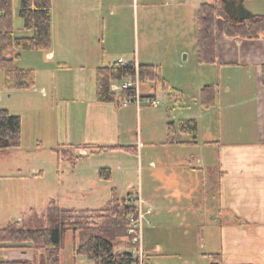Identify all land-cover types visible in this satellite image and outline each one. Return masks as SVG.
I'll list each match as a JSON object with an SVG mask.
<instances>
[{
	"label": "crops",
	"instance_id": "obj_1",
	"mask_svg": "<svg viewBox=\"0 0 264 264\" xmlns=\"http://www.w3.org/2000/svg\"><path fill=\"white\" fill-rule=\"evenodd\" d=\"M253 1L258 0H247L245 7L254 14L264 15L250 7L255 6L250 4ZM71 2L72 48L92 54V62L96 64L91 65V70L95 72L104 65L97 63L101 59L100 43L103 53L106 52L105 37L102 34L98 43L96 40L97 24L104 26V18L98 13L97 0ZM66 15L67 12L57 21V48H52L47 58H53L63 45L67 35ZM15 16L19 17L18 9L14 10L13 5ZM19 32H22L20 37L32 34L23 29V21ZM216 34V62L199 64L196 75L190 81L184 79L182 85L165 79L159 65L151 64L159 68L162 79L176 93L170 96V92L156 88L148 80L141 82V98H146L147 103L149 99L156 100L158 105L153 108L165 106L164 110H158L156 122L150 126L141 123L144 111L141 103H134L135 109H130V103L117 107L98 102L95 88L86 95L84 85H79L83 92L75 88V98L84 104V109L82 122L76 125L81 139L74 143L76 127L70 107L64 109L67 123L62 153H75L74 157L80 159L89 154H111L118 160L117 168L128 177L131 164L139 160L141 181L136 198L142 200V245L152 264H211L213 256L217 264H264V35L258 39H232L223 30ZM16 54L19 57L20 51H11L7 57L14 58ZM69 67L55 64L47 69V74L52 76L57 69ZM85 71L84 64L75 67L79 78ZM142 84L146 86L144 92ZM209 86L213 87L214 101L205 106L202 90ZM46 88L41 85L38 89L34 85L30 90L34 93L39 90L46 97ZM157 90L162 93L160 97ZM211 97L212 94L208 99ZM132 111L137 115V126H141L138 131L130 126ZM182 120H195L197 134L177 132L176 142L168 143L167 123L177 124ZM113 146L117 147L107 148ZM100 147L105 148L98 150ZM30 172L33 176L41 173L35 168ZM25 177L18 172L4 178ZM4 215L9 216L7 212ZM27 220L9 219L0 228L13 223L28 224ZM68 243L69 256L76 261L74 237ZM41 256L42 251L31 243L0 247V261L38 258L39 263Z\"/></svg>",
	"mask_w": 264,
	"mask_h": 264
},
{
	"label": "rangeland",
	"instance_id": "obj_2",
	"mask_svg": "<svg viewBox=\"0 0 264 264\" xmlns=\"http://www.w3.org/2000/svg\"><path fill=\"white\" fill-rule=\"evenodd\" d=\"M202 2L212 3L214 0H97L98 13L104 18V26L100 22L97 24L96 40L98 43L103 34L106 47L104 54L100 43L101 59L97 64L108 65L122 58L127 62L159 65L161 74L170 82L182 85L184 79L189 78L190 81L200 64L197 60L196 32L197 11ZM19 4L20 0H13L14 10L19 8ZM250 4L255 5L250 6L252 9L264 13V0ZM65 12L67 35L56 55L47 58L46 54L52 48H57V21ZM51 13L50 48L22 50L15 59L17 67L37 71L35 85L38 89L45 85L47 96L41 95L39 90L34 93L30 89H7L3 72L0 71V108L21 118L20 146L0 151V177L18 172L26 176L25 179L15 180L0 178V227L9 219H29L32 214L42 217L51 202L61 208L72 209L75 211L73 216H81L84 215L81 210L107 207L113 197L135 199L141 181L139 160L131 164L128 177L122 169L117 168L118 160L111 154H89L81 159L74 157L77 156L75 153L66 157L61 155V145L66 143L62 140L67 123L64 109L70 107L75 127L82 122L84 104L75 98V88L84 85L86 95L93 92L95 72L91 70V65L96 62H92V54L87 50L72 48L71 0H51ZM21 25L22 19L15 16L13 26L16 37L22 33L19 32ZM222 30V21L219 19L217 31L221 34ZM55 64H67L70 67L57 69L52 76H48L47 69ZM79 64H84L86 69L82 78L75 73V67ZM79 90L83 92L81 88ZM145 90L146 86L142 84L141 91ZM156 92L160 97L161 91ZM145 99L141 101L144 110L141 123L150 126L156 122L158 110H164L165 106L160 104L153 108ZM129 106L135 109L134 103ZM137 124V115L132 111L130 126L138 131L141 126L139 128ZM73 130L76 143L81 139V133L78 126ZM32 168L41 173L33 176L30 172ZM101 169H108L112 179H100ZM129 186L134 189H128ZM6 212L8 217L4 215ZM71 237V232L65 236L61 264H92L84 257L82 259V256H77L76 261L69 256L68 242ZM123 241L116 251L130 248V244L123 246L126 240ZM35 255L38 256L37 253ZM37 259H32L31 264H39ZM145 260L152 264L146 254Z\"/></svg>",
	"mask_w": 264,
	"mask_h": 264
},
{
	"label": "trees",
	"instance_id": "obj_3",
	"mask_svg": "<svg viewBox=\"0 0 264 264\" xmlns=\"http://www.w3.org/2000/svg\"><path fill=\"white\" fill-rule=\"evenodd\" d=\"M247 0H215L201 3L197 11V60L200 64L216 62L217 21L223 25L228 38L258 39L264 35V15L254 14L245 7ZM18 16L23 21V29L32 34L25 37L14 36L13 0H0V71L4 75L7 89L26 90L35 85L36 74L32 69H20L15 65V57L6 53L22 50H48L51 46V0H20ZM149 81L156 88L175 96L168 82L160 76L159 68L151 64H126L115 61L100 65L95 71V99L98 102L113 103L119 107L125 97H132L133 90H123L119 94L111 91L112 82L134 79ZM264 84V65L262 66ZM202 103L209 106L214 101L213 87H205ZM212 94L211 99L208 96ZM208 99V100H207ZM177 132L197 134L195 120H182L177 124L167 123V142L175 143ZM21 118L0 108V151L20 146ZM117 146L107 147L114 149ZM105 147H100L102 150ZM66 157V153H61ZM108 169H101L100 179L108 180ZM137 210L135 199L113 197L108 206L100 210H81L84 215L73 216L72 209L59 207L55 202L48 205L44 216H30L28 224L13 223L0 228V247L8 244L31 243L42 251L39 264H61V249L65 236L72 233L76 241V254L93 264H136L137 260L129 250L116 251L119 244L127 239L129 217ZM213 256L211 264H217ZM0 264H31L28 260L0 261Z\"/></svg>",
	"mask_w": 264,
	"mask_h": 264
},
{
	"label": "built area",
	"instance_id": "obj_4",
	"mask_svg": "<svg viewBox=\"0 0 264 264\" xmlns=\"http://www.w3.org/2000/svg\"><path fill=\"white\" fill-rule=\"evenodd\" d=\"M119 63L126 64L123 59L118 60ZM140 84L141 81L136 75L134 79H126L120 82H112L110 89L112 92L119 94L123 90H133L134 95L132 97H125L122 101V105L129 103H135L139 105L142 101L140 95ZM148 103L151 106H157L158 103L156 100L149 99ZM136 212L130 215L129 225L127 228V239L130 243V248L128 250L131 252L134 258H136V264H148L145 260V252L142 245V219L144 217V211L142 209V200L139 198L135 199Z\"/></svg>",
	"mask_w": 264,
	"mask_h": 264
}]
</instances>
